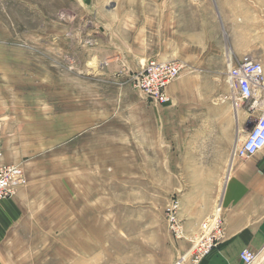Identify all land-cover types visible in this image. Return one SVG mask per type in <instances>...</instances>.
Returning a JSON list of instances; mask_svg holds the SVG:
<instances>
[{
	"label": "rangeland",
	"instance_id": "obj_1",
	"mask_svg": "<svg viewBox=\"0 0 264 264\" xmlns=\"http://www.w3.org/2000/svg\"><path fill=\"white\" fill-rule=\"evenodd\" d=\"M244 56L264 65V0H0V162L23 170L0 264H188L202 229H170L177 182L154 150L172 101L132 77L184 62L178 92L211 97L183 104L229 110L241 147L262 110L227 83Z\"/></svg>",
	"mask_w": 264,
	"mask_h": 264
},
{
	"label": "crops",
	"instance_id": "obj_2",
	"mask_svg": "<svg viewBox=\"0 0 264 264\" xmlns=\"http://www.w3.org/2000/svg\"><path fill=\"white\" fill-rule=\"evenodd\" d=\"M181 84L167 88L172 105L160 110L159 133L164 136L154 150L177 182L187 237L198 235L220 205L224 237L201 264H243L244 249L258 254L252 264H264V149L246 156L236 145L229 110L199 109V104L190 109L183 103L205 102L211 96L178 92ZM14 201H0V208L11 209Z\"/></svg>",
	"mask_w": 264,
	"mask_h": 264
},
{
	"label": "built area",
	"instance_id": "obj_3",
	"mask_svg": "<svg viewBox=\"0 0 264 264\" xmlns=\"http://www.w3.org/2000/svg\"><path fill=\"white\" fill-rule=\"evenodd\" d=\"M186 65L179 60L150 61L147 66L133 75L136 87L150 100L158 105H166L172 101L167 88L184 72ZM229 88L246 102L247 110L254 112L261 108V114L255 124L245 133L241 143V151L246 156H252L264 149V71L262 62L244 56L227 71ZM0 145V156H1ZM23 170L19 165H4L0 162V201L13 197L22 184ZM178 201L167 208L170 229L178 236H183V224L178 218ZM202 236L197 237L188 254L182 261L188 264H198L213 247L220 244L224 237V220L222 208L218 205L214 213L202 223ZM257 253L244 249L240 253L243 264H252Z\"/></svg>",
	"mask_w": 264,
	"mask_h": 264
},
{
	"label": "bare ground",
	"instance_id": "obj_4",
	"mask_svg": "<svg viewBox=\"0 0 264 264\" xmlns=\"http://www.w3.org/2000/svg\"><path fill=\"white\" fill-rule=\"evenodd\" d=\"M231 66H232V65H231ZM231 66H230V67H231Z\"/></svg>",
	"mask_w": 264,
	"mask_h": 264
}]
</instances>
